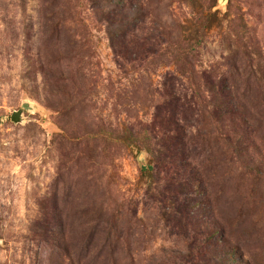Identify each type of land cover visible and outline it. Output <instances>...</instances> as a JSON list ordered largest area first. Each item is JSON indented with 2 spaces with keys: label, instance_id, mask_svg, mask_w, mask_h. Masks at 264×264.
Returning a JSON list of instances; mask_svg holds the SVG:
<instances>
[{
  "label": "rangeland",
  "instance_id": "374dc122",
  "mask_svg": "<svg viewBox=\"0 0 264 264\" xmlns=\"http://www.w3.org/2000/svg\"><path fill=\"white\" fill-rule=\"evenodd\" d=\"M124 29L155 54L118 57ZM173 77L237 109L188 129L211 264H264V0H0V264H185L142 174Z\"/></svg>",
  "mask_w": 264,
  "mask_h": 264
},
{
  "label": "trees",
  "instance_id": "16d2710c",
  "mask_svg": "<svg viewBox=\"0 0 264 264\" xmlns=\"http://www.w3.org/2000/svg\"><path fill=\"white\" fill-rule=\"evenodd\" d=\"M93 4L94 8H100L99 3ZM118 33V37H113L116 41L114 48L121 59H125V55L139 58L155 54L156 40L152 41L154 37L138 39L133 36L134 32L125 29ZM115 34L117 33L113 36ZM204 82L213 86L215 90L212 93L217 92L221 99L219 105L211 109L212 112L206 109L203 97L198 91L192 89L189 93L176 77L169 78L166 82L164 90L161 91L157 116L153 126L149 128L150 141L155 149L151 151L150 163L142 169L143 176L148 177L150 181V190L155 194L152 198L163 214L165 227L172 236L187 240L185 264H211V252L208 249L216 244L214 241L216 242L218 232L209 222L212 219L206 222L205 218L199 220L194 214V209L203 205L198 202L203 190L201 177L191 167V159L194 160L193 154L201 147V140L189 136L188 129L195 121H199L204 113L212 121L215 120L212 117L215 113L227 122L235 117L237 110L227 90L226 79L212 81L205 78ZM154 181L157 185L152 188Z\"/></svg>",
  "mask_w": 264,
  "mask_h": 264
},
{
  "label": "water",
  "instance_id": "95a60500",
  "mask_svg": "<svg viewBox=\"0 0 264 264\" xmlns=\"http://www.w3.org/2000/svg\"><path fill=\"white\" fill-rule=\"evenodd\" d=\"M12 120L14 122H19L20 121V113H15L14 116L12 117Z\"/></svg>",
  "mask_w": 264,
  "mask_h": 264
}]
</instances>
